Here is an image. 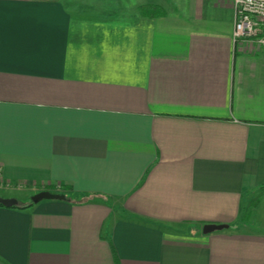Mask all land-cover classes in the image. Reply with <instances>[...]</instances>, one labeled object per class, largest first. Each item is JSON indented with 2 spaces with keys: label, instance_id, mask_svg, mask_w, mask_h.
Masks as SVG:
<instances>
[{
  "label": "crops",
  "instance_id": "obj_1",
  "mask_svg": "<svg viewBox=\"0 0 264 264\" xmlns=\"http://www.w3.org/2000/svg\"><path fill=\"white\" fill-rule=\"evenodd\" d=\"M232 32L230 0H0V264H264V50Z\"/></svg>",
  "mask_w": 264,
  "mask_h": 264
},
{
  "label": "built area",
  "instance_id": "obj_2",
  "mask_svg": "<svg viewBox=\"0 0 264 264\" xmlns=\"http://www.w3.org/2000/svg\"><path fill=\"white\" fill-rule=\"evenodd\" d=\"M233 10V44L252 42L264 50V0H230ZM12 185L4 180L0 166V190Z\"/></svg>",
  "mask_w": 264,
  "mask_h": 264
},
{
  "label": "water",
  "instance_id": "obj_3",
  "mask_svg": "<svg viewBox=\"0 0 264 264\" xmlns=\"http://www.w3.org/2000/svg\"><path fill=\"white\" fill-rule=\"evenodd\" d=\"M62 199H64L63 195L53 194L50 193L49 191H40L34 194L30 198L33 204H36L42 200H62ZM0 205L7 208L17 206V200L12 198H3L0 196Z\"/></svg>",
  "mask_w": 264,
  "mask_h": 264
},
{
  "label": "rangeland",
  "instance_id": "obj_4",
  "mask_svg": "<svg viewBox=\"0 0 264 264\" xmlns=\"http://www.w3.org/2000/svg\"><path fill=\"white\" fill-rule=\"evenodd\" d=\"M4 194H6L5 192H2V191H0V196L1 195H4ZM20 204H23V202L22 201H18ZM264 203V200L262 201V203H261V205H260V208H259V211H260V213H263L264 214V206L262 205ZM262 215V214H261Z\"/></svg>",
  "mask_w": 264,
  "mask_h": 264
},
{
  "label": "trees",
  "instance_id": "obj_5",
  "mask_svg": "<svg viewBox=\"0 0 264 264\" xmlns=\"http://www.w3.org/2000/svg\"><path fill=\"white\" fill-rule=\"evenodd\" d=\"M47 190H49V188ZM0 207H3V206L0 205ZM11 208H21V207H19V206H13Z\"/></svg>",
  "mask_w": 264,
  "mask_h": 264
}]
</instances>
